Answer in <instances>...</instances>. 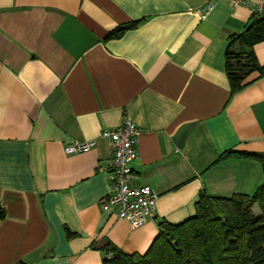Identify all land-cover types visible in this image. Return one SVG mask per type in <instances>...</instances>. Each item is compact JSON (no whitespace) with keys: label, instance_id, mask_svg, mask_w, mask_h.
Listing matches in <instances>:
<instances>
[{"label":"crops","instance_id":"crops-1","mask_svg":"<svg viewBox=\"0 0 264 264\" xmlns=\"http://www.w3.org/2000/svg\"><path fill=\"white\" fill-rule=\"evenodd\" d=\"M262 1L0 0V264H102L107 242L143 254L160 221L194 215L200 190H256L258 159L219 156H264V77L232 95L225 69ZM253 49L264 65V40ZM125 117L139 128L134 183L158 193L137 227L100 202L112 154L101 132ZM71 139L95 144L67 154Z\"/></svg>","mask_w":264,"mask_h":264},{"label":"trees","instance_id":"trees-1","mask_svg":"<svg viewBox=\"0 0 264 264\" xmlns=\"http://www.w3.org/2000/svg\"><path fill=\"white\" fill-rule=\"evenodd\" d=\"M139 22L115 28L106 37H118ZM262 40L264 13L254 10L243 31L230 37L225 52L232 95L264 77V65L258 63L253 49ZM231 155L258 159L264 172L263 154L228 149L219 159ZM254 204L260 214L252 212ZM194 206V215L182 222L160 221L156 237L143 254L127 253L107 242L102 249L109 256L102 264H264V179L252 194L217 197L202 189ZM3 215L0 210V217ZM66 234L74 233L66 228Z\"/></svg>","mask_w":264,"mask_h":264},{"label":"built area","instance_id":"built-area-1","mask_svg":"<svg viewBox=\"0 0 264 264\" xmlns=\"http://www.w3.org/2000/svg\"><path fill=\"white\" fill-rule=\"evenodd\" d=\"M212 7V1L207 3L200 9L201 15L205 16ZM256 11L264 13V0ZM101 134L109 139L112 150L107 167L110 176L108 192L100 199L102 209L115 212L132 227L140 226L154 217L158 193L149 184L134 183L133 163L139 157V128L135 122L125 117L120 126L103 129ZM94 144L93 139H71L65 143L64 151L67 154L85 152Z\"/></svg>","mask_w":264,"mask_h":264},{"label":"water","instance_id":"water-1","mask_svg":"<svg viewBox=\"0 0 264 264\" xmlns=\"http://www.w3.org/2000/svg\"><path fill=\"white\" fill-rule=\"evenodd\" d=\"M191 125H186L183 128L180 129V131L177 133L176 137H175V142L177 144V146L181 147L183 145L184 139L187 135V133L190 130Z\"/></svg>","mask_w":264,"mask_h":264},{"label":"rangeland","instance_id":"rangeland-1","mask_svg":"<svg viewBox=\"0 0 264 264\" xmlns=\"http://www.w3.org/2000/svg\"><path fill=\"white\" fill-rule=\"evenodd\" d=\"M252 212L254 213V214H260V208L259 207H257V205H254V207L252 208Z\"/></svg>","mask_w":264,"mask_h":264}]
</instances>
